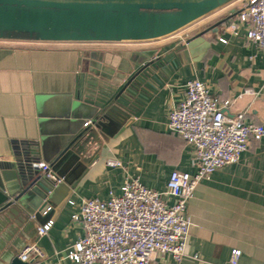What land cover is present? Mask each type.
<instances>
[{"label": "crops", "instance_id": "0c3cea01", "mask_svg": "<svg viewBox=\"0 0 264 264\" xmlns=\"http://www.w3.org/2000/svg\"><path fill=\"white\" fill-rule=\"evenodd\" d=\"M242 6L229 0L143 44L0 40V264L33 243L46 257L32 264H69L83 235L72 221L81 200L118 196L129 178L161 193L172 171L193 174L192 146L167 130L186 82L205 83L213 98L229 102L230 115L264 126V52L246 38ZM199 36L207 46L193 54L189 42ZM39 162L64 181L43 198H19L32 179H43ZM45 202L51 211L35 218ZM187 216L180 264H229L233 249L241 251L237 264H264V139L200 182ZM47 218L53 227L39 238ZM150 264L173 262L156 254Z\"/></svg>", "mask_w": 264, "mask_h": 264}, {"label": "built area", "instance_id": "2783aa9c", "mask_svg": "<svg viewBox=\"0 0 264 264\" xmlns=\"http://www.w3.org/2000/svg\"><path fill=\"white\" fill-rule=\"evenodd\" d=\"M237 18L248 25L247 40L264 52V0H243ZM228 106V101L213 98L205 83L186 82L184 98L168 113L167 130L192 146L195 172L172 171L161 193L148 189L138 178H129L118 196L81 200L72 221L81 225L83 235L66 255L69 264H150L156 254L168 255L173 264H180L191 226L187 204L198 184L237 163L251 140L264 139V126L246 124L243 114L226 112ZM35 169L51 187L64 181L47 163H36ZM50 211L48 206L42 215ZM53 224L47 218L37 226V236H46ZM240 256L241 251L233 249L229 264H237ZM45 257L37 243L27 245L18 255L29 264Z\"/></svg>", "mask_w": 264, "mask_h": 264}, {"label": "water", "instance_id": "95a60500", "mask_svg": "<svg viewBox=\"0 0 264 264\" xmlns=\"http://www.w3.org/2000/svg\"><path fill=\"white\" fill-rule=\"evenodd\" d=\"M229 0H0V40L141 42L168 36ZM225 20H222L224 22ZM49 191L36 177L25 194ZM45 202L40 211L47 207ZM9 264H29L13 257Z\"/></svg>", "mask_w": 264, "mask_h": 264}, {"label": "rangeland", "instance_id": "374dc122", "mask_svg": "<svg viewBox=\"0 0 264 264\" xmlns=\"http://www.w3.org/2000/svg\"><path fill=\"white\" fill-rule=\"evenodd\" d=\"M201 41V36L197 37V38H193L190 42H189V45H190V48H191V51L193 52V54H196L202 50L205 49V47L207 46V43H202L200 42ZM125 43H129V44H143L142 42H125ZM191 172H195V167L193 166L192 167V171ZM43 182L45 184H47L48 188H52L49 183L45 180V179H42ZM13 254H20V252H17V253H13Z\"/></svg>", "mask_w": 264, "mask_h": 264}]
</instances>
